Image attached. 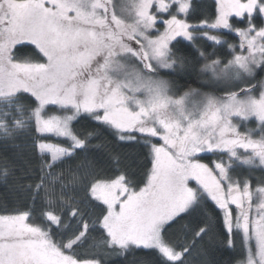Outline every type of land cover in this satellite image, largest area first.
I'll list each match as a JSON object with an SVG mask.
<instances>
[{
  "label": "snow or ice",
  "instance_id": "obj_1",
  "mask_svg": "<svg viewBox=\"0 0 264 264\" xmlns=\"http://www.w3.org/2000/svg\"><path fill=\"white\" fill-rule=\"evenodd\" d=\"M261 73L264 0H0V264H264Z\"/></svg>",
  "mask_w": 264,
  "mask_h": 264
},
{
  "label": "trees",
  "instance_id": "obj_2",
  "mask_svg": "<svg viewBox=\"0 0 264 264\" xmlns=\"http://www.w3.org/2000/svg\"><path fill=\"white\" fill-rule=\"evenodd\" d=\"M207 2L211 3V0H207ZM236 19L237 18H234V20H233L234 23H235ZM237 26H243V25L242 24H237ZM215 34L224 36L229 42H236V40H237V37L235 36V34H229L227 32V30H223V31H221L219 33H215ZM180 47L182 49H184L185 54H187L188 51H190L189 49L184 48V45H181ZM207 51L211 52L212 48L208 47ZM30 54L33 55V56L36 55L32 51V49H28V50H25L24 52H22V55H30ZM217 55H219L221 57L228 58L229 57V51L227 49V46L225 45L224 48H222V49L218 48L217 49ZM197 67H198V65H197ZM161 73L166 78L178 80V82L180 84H191L193 87H200L199 80L201 78L198 77L196 74H193L191 79L185 80V79L169 76V74L167 72H165V71H162ZM261 76H264V73H261ZM205 90L207 91L208 89H205ZM250 125H253V124L250 123ZM77 127H81V125H77ZM109 139H111V137H109ZM113 148H114V150L116 152H119L122 155L137 154L138 153V154H140L142 156L143 151H144L138 145L116 144L115 142H113ZM6 155H9V154L5 153L3 149H0V157L6 156ZM209 159H210L209 156H205V158H204V160H206V161H208ZM254 174L256 176L262 175V173L259 172V171H256ZM244 175H247V171L244 172ZM4 194H5V188H4L3 184L0 183V197H3ZM93 235L97 236V237L99 236V234H97V233H94ZM210 251H211V255L214 256L217 259L221 258L222 256L223 257H227V256H230L232 254L230 249H225V250L221 251L218 247L215 250H210ZM135 255H136L137 258L143 257V258H145V260L151 261L152 264H156L155 256L151 252L140 250V251H137ZM129 259H131V257H129ZM200 259L201 258L196 256L195 253L193 254L192 257H189L190 264H200ZM109 264H125V261L122 258H119V257H112L109 260ZM136 264H140L139 259H137Z\"/></svg>",
  "mask_w": 264,
  "mask_h": 264
},
{
  "label": "rangeland",
  "instance_id": "obj_3",
  "mask_svg": "<svg viewBox=\"0 0 264 264\" xmlns=\"http://www.w3.org/2000/svg\"><path fill=\"white\" fill-rule=\"evenodd\" d=\"M238 27H243V26H238ZM161 75H162V73H161ZM163 76V75H162ZM249 127H254V124L253 125H248ZM213 157H210V159H212ZM204 162H208V161H206V160H204Z\"/></svg>",
  "mask_w": 264,
  "mask_h": 264
}]
</instances>
